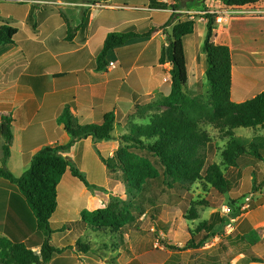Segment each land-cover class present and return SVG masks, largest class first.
Returning a JSON list of instances; mask_svg holds the SVG:
<instances>
[{
	"label": "crops",
	"instance_id": "crops-1",
	"mask_svg": "<svg viewBox=\"0 0 264 264\" xmlns=\"http://www.w3.org/2000/svg\"><path fill=\"white\" fill-rule=\"evenodd\" d=\"M161 1L169 5L176 3L173 0ZM149 4V0H0V25H9L25 35L15 44L0 46V166L5 142L1 127L5 120L10 121L12 133L7 168L19 178L41 150L65 147L71 143L72 136L61 122L66 109L70 110L78 125L100 123L111 112L117 117L110 140L97 141L89 137L77 142L64 154L88 178L90 174L92 177L102 176L106 185L97 186L89 178V184L94 188H88L70 171L61 179L55 214L60 212L67 217L75 212V198H82L85 204L78 211L76 220L52 221L54 214L51 221L77 222L82 235L96 236L91 227L81 223L84 210L106 208L111 196L126 199L122 173L110 172L103 159L114 157L121 146V137L129 133L131 123L148 122V116L143 119L132 112L133 103L152 94L151 78L155 77V70L169 67L168 64H159L162 46L155 40L164 37L163 32L157 30L170 19L173 11L152 10ZM233 9L264 11V0L241 8L227 7L221 0H188L187 5L176 11L178 21L197 22L195 33L184 39L188 57L187 90L192 97L208 100L211 95L208 81L206 83L208 56L195 38L199 26H203L206 38V14L217 15L213 41L217 45L228 46L232 53V101L242 103L264 91V14L231 15ZM152 29L155 32L151 37L133 38L111 50L106 57V68L98 69V58L109 34H143ZM187 41L192 54L195 51L191 60ZM151 56L158 63L155 67H151ZM110 63H115L116 67L111 69ZM242 139L258 145L260 153L264 150V130L251 129V134ZM212 146L211 143L208 154L215 161ZM261 166H264V161L245 154L240 166L232 167L238 168L240 181L245 179L253 183L251 192L245 194L247 196L242 202L244 204L245 198L252 197L251 209L240 216V223L235 228L237 233L232 237L237 245L244 248V253L229 263L230 259L226 261L221 249L224 251L230 247L223 246L217 261H198L200 264H264L249 262L253 256L264 260V188L257 182V169ZM227 177L235 184V192L228 193L233 197L234 193H239L240 181ZM10 184V181L0 178V199L9 200ZM219 226L215 224L211 231L212 239ZM167 230L160 229V234L163 242L171 245L172 234ZM199 235L201 233L197 232L191 239L197 240ZM188 239L187 235L183 240ZM117 240L121 244L117 243L115 249L112 247L109 256L115 257L118 264H190L186 254L191 250L174 251L149 237H143L140 249L139 235L130 233ZM223 242L213 248H218ZM80 257L86 264L99 263L87 254Z\"/></svg>",
	"mask_w": 264,
	"mask_h": 264
},
{
	"label": "trees",
	"instance_id": "trees-1",
	"mask_svg": "<svg viewBox=\"0 0 264 264\" xmlns=\"http://www.w3.org/2000/svg\"><path fill=\"white\" fill-rule=\"evenodd\" d=\"M19 1V0H18ZM169 5L161 0H149L152 10H172L170 20L169 49L162 52L160 63L166 60L171 65L170 81L163 85L165 93L158 102L163 108L159 113L148 116L146 124L131 123L129 133L121 137V146L109 160L103 159L110 172H122L126 190V198L120 199L121 206L113 210L110 206L95 211L84 210L81 223L89 226L97 234L112 233L123 236L130 227L143 215L156 220L161 213L158 200L160 194L151 192V187L166 186L168 189L187 190L197 182L208 188L211 194L218 198L235 192V184L208 154V148L213 138L202 129L208 124L224 138L229 139L227 147L222 152V161L228 167H239L245 154L254 155L264 161L258 145L241 141L235 136L238 128L264 130V91L254 98L242 103L231 99L232 89V53L228 46L217 45L214 41L216 14H206L207 34L204 41V51L208 56L207 81L211 95L208 100L192 97L188 94V59L184 39L195 33V20L178 21L176 11L187 5L182 0H173ZM190 1V0H189ZM203 1V0H195ZM227 7L241 8L253 5L260 0H221ZM32 21V15L29 17ZM35 27V26H34ZM71 28L69 29V33ZM155 30L140 33H112L106 38L98 58V69L107 66L108 53L129 40L138 37H151ZM25 35L9 25H0V46L15 44ZM139 116V115H138ZM145 118L146 116L140 117ZM117 117L114 112L105 115L97 124L78 125L75 123L69 109L62 115L66 131L72 136L68 146L44 148L30 161L29 169L16 178L7 168L11 156L10 146L12 133L10 121L5 120L1 127L4 138L0 178L10 181L16 186L19 195L9 200L0 199V258L2 264H50L54 254L60 253L59 248L51 244L55 233L70 230L77 222L54 223L52 216L58 208V186L62 177L68 171L78 178L88 188L90 185L83 173L72 160L64 156L80 140L93 137L97 141L110 140ZM150 155V157L147 156ZM235 195V193H234ZM232 198V197H231ZM231 205L236 203L231 199ZM206 204L215 208L214 204ZM197 220V214L192 215ZM207 227V228H205ZM215 227L214 223L204 222L199 226L209 233ZM130 228V229H129ZM66 235L67 246L76 244L80 251L88 250L80 239ZM80 236V235H79ZM208 236L199 243L194 237L189 249L204 245ZM174 251H185L162 242ZM40 248V253L34 249ZM249 262L263 263L259 257L249 258Z\"/></svg>",
	"mask_w": 264,
	"mask_h": 264
},
{
	"label": "rangeland",
	"instance_id": "rangeland-1",
	"mask_svg": "<svg viewBox=\"0 0 264 264\" xmlns=\"http://www.w3.org/2000/svg\"><path fill=\"white\" fill-rule=\"evenodd\" d=\"M187 0H182V3H186ZM172 11V10H171ZM162 18H164V15H162ZM171 18V17H170ZM170 20V19H169ZM168 20V21H169ZM168 21L161 27L158 28L157 31H162L164 34V37L162 40H155V43H160L162 46V52L165 51L168 52L169 49V35L171 33V26H167L166 24ZM197 43L201 45V47H204V39H205V33L203 26H199L196 36H195ZM193 41L194 36H193ZM144 47V45H142ZM190 42L187 41V52L189 55V58L191 60V57L195 55V51L192 54V49L190 48ZM161 52V55H162ZM160 55V57H161ZM188 58V57H187ZM151 67H155L158 65L157 61L155 60L154 56H151L149 59ZM160 65L168 64L169 67H171L168 60L164 62V64L160 63ZM166 68H157L155 70V77L151 78L152 82V94L148 96H143L141 99L133 103L132 112L136 115H139V117L143 116H152L154 114L159 113L163 108L159 107L158 102L162 100L165 93L163 91V85L170 81V71L169 67L165 66ZM153 69V68H152ZM171 70V69H170ZM169 71V72H168ZM207 83V80H206ZM162 85V87L159 88V86ZM188 94L190 95L189 91L187 90ZM202 129L210 134V136L213 138L212 141V147H213V154L215 153L216 156L214 157L217 164H220L223 171L227 172V175L231 178L236 179L237 181H240L239 178H237V170L238 168H232L228 167L225 163L222 161V152L227 147L229 139L224 138L223 135L214 130L212 126L208 124H203ZM251 134V129L246 128H238L235 130V136L243 141L242 137L249 136ZM249 143V141H247ZM214 143L216 146H214ZM264 156V150L261 152ZM148 157L150 155L147 154ZM151 158V157H150ZM82 171V170H81ZM247 171H252L251 169H248ZM85 173L84 171H82ZM118 172V171H117ZM120 172V171H119ZM258 176H257V182L260 183L262 187L264 188V176L262 175L264 173V166H261L257 169ZM263 172V173H262ZM122 173V172H121ZM85 177L87 180H89L96 184L97 186H103L105 187V181L102 176H91V174L88 175L85 173ZM89 182V181H88ZM239 193L237 195H234L232 198L229 196V194H226L222 197H217L215 194H211L208 190V188H205V186L201 182H197L194 185L190 186L187 190H180L178 189H168L166 186H158V187H151V192L155 194H160V198L158 200V206L159 209H161L160 215L157 217L156 220H152L150 216L143 215L140 218L137 219V221L131 226L128 231V233L132 235H139V246L140 249L143 244V237L151 238L152 241L154 240L157 243L163 242V238L160 234V229L168 228L172 234V238L170 240V243L172 246L177 247L178 249H187L191 250L190 253H187L186 256L190 260V264H200L198 261H206L208 263H214L212 261H217L219 259V255H222V252H224V256L226 257V261L230 263L231 260L239 259V256L244 253V248L240 245H237L234 242V239L232 240V237L237 233L236 229L238 227V224L240 223L239 218L240 216L245 213L246 211L251 209L252 202L249 205V208L247 210H243L242 207L245 205L242 204L244 197L247 192H251L253 183L251 181H247L245 179L241 180L239 182ZM112 184V183H110ZM9 195H19V192L15 185L12 183L9 186ZM243 195V196H242ZM115 196H111V201L108 205L105 204V207H111L113 210H117L120 208L121 203L120 199L116 200L114 198ZM127 199V198H126ZM231 199L235 200L236 203L231 205ZM202 203H211L215 205V208L207 207L206 204ZM85 204V201L82 198H75V209L76 211L73 212L71 215H68L67 217H64L60 212L55 214L53 216L52 221H61V220H69L73 219L76 220L78 217V211L81 207H83ZM242 204V205H241ZM225 206L229 207V214H224L223 210ZM62 210V208H61ZM197 214L198 219L192 220V215ZM208 221H214L215 224L220 225L218 229L216 230V234H223L229 227H233L235 231L227 236L222 242L218 248H207L206 244L209 243L212 239V234H210L208 231L204 229H200L199 226L202 225L204 222ZM59 223H69V222H59ZM79 224H73L70 226V230H65L62 233H55L52 236L51 244L59 248L61 250L60 253L54 254L53 259H55V262L50 264H86L84 263V259L80 256H83V254H87L89 258L93 260H97L98 264H118V262L115 260V257L109 256V252L111 251V248L114 247L117 243H120L119 236H116L112 233L107 234H97L96 236H91V234H83L80 231ZM73 232V235L71 236V241L73 238L80 239L81 242L84 245H87L89 248L85 251H80L78 246H75L71 244L70 246H67L64 242V238L66 235H68L70 232ZM201 233L197 238L200 239L199 242L205 237L208 236V239L204 243L203 246L194 249H189V245L191 244V237L195 236L196 233ZM1 235V234H0ZM80 235V236H79ZM190 237V240H183L186 236ZM197 239V240H198ZM168 242V241H167ZM198 242V243H199ZM230 247V249L222 250V247ZM115 249V247L113 248ZM221 249V251H220ZM36 253H40V248L34 249ZM186 251V250H185ZM184 252V251H183ZM218 257V259L216 258ZM93 262L90 260V263ZM2 260L0 258V264H2ZM226 263V262H224ZM237 263V262H236ZM97 264V263H94ZM228 264V263H227ZM238 264V263H237Z\"/></svg>",
	"mask_w": 264,
	"mask_h": 264
},
{
	"label": "built area",
	"instance_id": "built-area-1",
	"mask_svg": "<svg viewBox=\"0 0 264 264\" xmlns=\"http://www.w3.org/2000/svg\"><path fill=\"white\" fill-rule=\"evenodd\" d=\"M230 14H254V15H260L264 14V11H258V10H251V11H243L242 9H233ZM116 67L115 63H110V68L114 69ZM252 202V197H247L244 200L245 205L242 207L243 210H247L249 208L250 203ZM224 214H229V207L225 206L223 210ZM235 229L233 227H229L225 233L223 234H217L214 235V238L206 244L207 248H213L216 246L217 243L222 242L227 236L231 235Z\"/></svg>",
	"mask_w": 264,
	"mask_h": 264
}]
</instances>
